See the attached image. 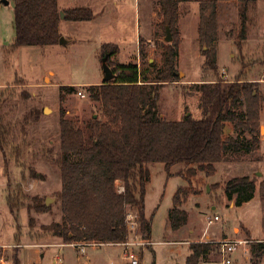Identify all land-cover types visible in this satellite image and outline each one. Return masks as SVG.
<instances>
[{"label": "rangeland", "instance_id": "rangeland-1", "mask_svg": "<svg viewBox=\"0 0 264 264\" xmlns=\"http://www.w3.org/2000/svg\"><path fill=\"white\" fill-rule=\"evenodd\" d=\"M58 1L61 10L90 7L95 17L86 21L61 18L60 32L67 43L25 45L13 50L11 45L16 35L14 1L9 0V4H5L0 0V117L9 132L7 151L13 146L19 147L20 161L23 162L22 166L19 165L8 154L6 172L5 158L0 149V264H14L13 256L17 249L21 264H130V259L124 257V245H89L83 253L70 244H57V241L63 242L62 238L43 230L42 226L62 220L59 199L62 188L60 106H64L65 116L78 124L90 117L104 119L102 103L93 99L88 90L89 85L103 79L101 46L104 43L118 44L120 52L113 61L137 62L145 75L153 79L162 63V45L168 43L163 13L159 0ZM195 1L198 0H190L189 3L185 0L180 4L182 31L178 24L176 30L184 41L177 62L179 75L162 86L158 100V110L166 119L180 120L187 113L195 118L202 116L195 90L189 87L190 79L215 82L222 78L232 82L241 70L242 79L264 77V0H256L248 9L247 39L242 48L236 43L242 27L240 3H220L216 71L205 65V56L197 38L198 5ZM139 46L143 54L139 53ZM62 85L76 88L73 93L63 91L64 102L60 100ZM46 107L49 110L45 111ZM260 129V135H264V125L261 124ZM231 156L234 158L227 164L219 163L212 177L218 182L208 185V188L204 172L200 171L190 181L177 174L185 166L183 163L175 164L171 175L163 163L149 165L151 179L146 185L145 213L152 220V234L149 244L134 247L140 257L139 264H185L190 254V242H216L214 236L220 237L222 233L231 238L249 239L248 232L245 233V228L240 226L242 224L249 227L253 236H261L259 185L255 197L244 207H230L222 185L226 180L248 172L258 178L259 184L264 179L257 174L264 167L263 157L259 152L231 153ZM255 161L258 171L253 168ZM17 184L21 185L26 197V206L18 214L10 210L6 200L8 192ZM181 186H191L198 191L186 204L190 223L196 228L194 234L174 230L169 224L173 197ZM33 198L45 204L50 198V209L36 211L32 206L37 201ZM29 203L30 206L27 205ZM128 210L129 214H137L134 207L129 206ZM214 214H218L220 220L208 225L207 215ZM206 228L204 237L206 233L213 237L205 240L199 234ZM136 233L141 237L140 230ZM244 247L247 248L245 252ZM57 254L62 256V261L56 259ZM208 260H213L211 264H222V255L215 245ZM231 260L230 264H252L250 243L234 252ZM259 264H264V255Z\"/></svg>", "mask_w": 264, "mask_h": 264}, {"label": "trees", "instance_id": "trees-1", "mask_svg": "<svg viewBox=\"0 0 264 264\" xmlns=\"http://www.w3.org/2000/svg\"><path fill=\"white\" fill-rule=\"evenodd\" d=\"M15 39L11 48L25 45H53L61 37V9L58 0H13ZM185 0H159L163 23L169 25L173 40L162 45V63L153 79H149L137 62L113 61L120 52L116 43L101 46V60L107 54L108 64L116 76L100 84L89 85L90 96L103 105L104 119L90 117L80 124L65 116L60 106V170L62 188V220L43 225L42 229L62 238L65 243L102 245L122 243L128 240V207L137 209L141 238L151 241L152 220L145 213L146 185L151 179V163H163L168 175L178 163L185 166L177 174L187 180L200 171L206 176L216 171V164L233 160V154L258 152L261 147V111L264 94L258 82L240 78L226 82L190 83L201 107L202 116L195 118L190 113L180 120L166 119L158 110L162 86L178 77L177 62L181 35L176 30L180 17V4ZM200 21L199 42L205 65L217 70V42L220 34L219 6L222 2H239L242 27L237 45L247 39L248 9L256 0H198ZM66 20H92L95 13L90 7L76 6L63 9ZM139 53L143 54L141 46ZM219 77V76H218ZM63 91L73 93L71 85L61 86ZM230 126L231 130H228ZM233 129V132H232ZM8 130L0 117V149L8 172V154L20 161L21 150L13 146L7 151ZM34 172V171H33ZM32 172V173H33ZM118 182L124 189L120 191ZM222 185V184H220ZM259 185L263 211L264 229V179L241 175L223 183L226 197H235L236 205L251 200ZM219 186V184L217 185ZM193 187L181 186L173 197L169 210V224L179 230L187 224L189 212L184 208L189 197L197 194ZM21 185L8 192L7 204L18 214L25 204ZM38 212L50 207L36 200ZM30 206L31 204H27ZM252 264H259L264 255V240L250 238ZM216 242H190V254L185 264H200L207 261ZM14 264H21L18 249L13 256Z\"/></svg>", "mask_w": 264, "mask_h": 264}, {"label": "built area", "instance_id": "built-area-1", "mask_svg": "<svg viewBox=\"0 0 264 264\" xmlns=\"http://www.w3.org/2000/svg\"><path fill=\"white\" fill-rule=\"evenodd\" d=\"M264 75V72H263ZM80 95L84 94L82 92L79 93ZM118 186L120 188V191L124 189V186L121 182H118ZM208 225L213 224L215 221L220 220L219 215H208L207 216ZM127 224L130 231V235L134 234L132 237L129 236L128 240L122 243H118L125 246L124 251V257L126 259H130V264H139L140 263V257L135 252L134 247H141L146 246L149 244V241L143 240L139 234L136 232L140 230V223L138 221L137 214H128L127 217ZM211 241V240H210ZM250 239H243V238H222L220 240H216V243L218 244V248L220 251V254L222 255V264H230L232 262L231 256L234 252H236L239 248L242 246H246L248 243H250ZM74 247H77L82 252L85 251V244L82 243H72ZM60 259V258H59Z\"/></svg>", "mask_w": 264, "mask_h": 264}, {"label": "crops", "instance_id": "crops-1", "mask_svg": "<svg viewBox=\"0 0 264 264\" xmlns=\"http://www.w3.org/2000/svg\"><path fill=\"white\" fill-rule=\"evenodd\" d=\"M188 3H189V1L188 0H186ZM195 2H197V5H198V11H197V23H198V26H199V21H200V15H199V2L198 1H195ZM111 11V9L109 10V12ZM181 13L182 12H180V17H179V21H178V27H179V25H180V28H181V31H182V26H181ZM179 29V28H178ZM140 36V35H139ZM183 36V35H182ZM198 40H199V33H198ZM147 40L150 42V41H152L151 40V38L150 39H148L147 38ZM184 41V39H183V37H181V44H182V42ZM181 44H180V47H181ZM180 50V49H179ZM123 63V62H122ZM264 76V75H263ZM250 81H256V82H258V86H259V89H260V91L262 92V94H264V77H262V79H254V80H252V79H249ZM202 81H207V82H213V81H209V80H200V81H197V80H191L190 79V83H193V82H202ZM103 82V79H101L97 84H99V83H102ZM261 124L262 125H264V103H263V109H262V111H261ZM228 130H231V128H230V126L228 127ZM232 132H233V129H232ZM263 142H264V135L263 134H261V147H260V150L258 151L259 153H260V155L263 157L261 160H264V150H263ZM260 160V159H259ZM259 160H257V161H259ZM219 163H221V164H227V162H219ZM219 163H217L215 166H216V171L213 173V174H211V175H208V176H206L205 174V176H206V178H207V188H208V185H210V184H213V183H216V182H218V181H214L215 179H212V177H213V175L217 172V169H218V165H219ZM257 162L255 161L254 162V165H253V168L254 169H256V171H258V166H257V164H256ZM261 173H262V177L264 178V167L262 168V170L260 171ZM245 175H250V176H252L251 175V173L250 172H248V173H246ZM206 188V189H207ZM257 190V189H256ZM254 197H255V195H254ZM253 197V198H254ZM190 198V197H189ZM252 198V199H253ZM251 199V200H252ZM227 200L229 201V205H230V207H236V206H240V207H244L245 205H247L248 203H250L251 202V200H249V201H246V202H244L243 204H241V205H236V202H235V197L233 198V199H231V200H229L228 198H227ZM186 204L187 203H185L184 204V208L187 210V208H186ZM213 209H216V206H213L212 207ZM188 211V210H187ZM214 215H218V214H214ZM208 216V215H207ZM221 218V217H220ZM262 218H263V211H262V215H261V220H262ZM240 226H243L244 228H245V233H249L250 234V236L252 237V238H254V239H256V240H264V229H263V226H262V233H261V236H259V237H255V236H253V234H252V232H251V230L249 229V227H247V226H245V225H240ZM235 229H236V226H234V231H235ZM177 231H184V232H187V233H190V234H194L195 232H196V228L190 223V216H189V219H188V222H187V224L186 225H184L183 227H181L179 230H177ZM205 232H207V228L204 230V232L202 233V234H199L198 236L199 237H202L203 239H208V237H213V236H211L209 233H206V235H205V237H204V234H205ZM198 236H197V239H198ZM239 236H241L240 234H239ZM214 238L216 239V240H220V239H222V238H231V236L229 237V236H227L225 233H222V236H220V237H218L217 235L216 236H214ZM57 241V240H56ZM186 241V240H185ZM202 242V241H201ZM57 244H59V245H67V244H70V245H72L73 246V244L72 243H65V242H62V241H57ZM108 244H117V243H108ZM86 246H89V245H86ZM85 246V247H86ZM98 246H101V245H98ZM243 250H244V252L245 251H247V248H243ZM220 252V251H219ZM84 253V252H83ZM60 258V259H59ZM56 259L57 260H59V261H62V256L61 255H59V254H57L56 255ZM213 260H207V261H203V262H201L200 264H211V262H212ZM9 263H10V260H9Z\"/></svg>", "mask_w": 264, "mask_h": 264}, {"label": "water", "instance_id": "water-1", "mask_svg": "<svg viewBox=\"0 0 264 264\" xmlns=\"http://www.w3.org/2000/svg\"><path fill=\"white\" fill-rule=\"evenodd\" d=\"M2 2H4L5 4H9V0H1ZM61 18H65V14L64 11L61 10ZM173 36H172V32H171V28L169 25L166 26V36H165V40L170 42L172 40ZM59 43L63 44V43H67V40L65 39V37H63L61 35L60 39H59ZM108 55L106 54L102 60H101V65H102V72H103V82L106 81H110L112 79L115 78L116 74L113 71V69L111 68V66L108 64ZM181 75H183L182 73H180ZM49 110V108H45V111ZM188 115L190 113H187ZM258 175H262L261 172L257 173ZM50 202V198L47 199L46 204L49 205Z\"/></svg>", "mask_w": 264, "mask_h": 264}]
</instances>
